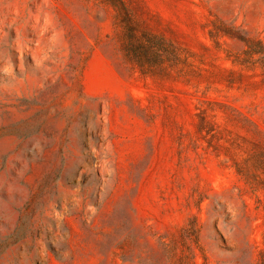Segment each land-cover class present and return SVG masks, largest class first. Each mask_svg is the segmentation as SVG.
Returning a JSON list of instances; mask_svg holds the SVG:
<instances>
[{"label": "rangeland", "instance_id": "374dc122", "mask_svg": "<svg viewBox=\"0 0 264 264\" xmlns=\"http://www.w3.org/2000/svg\"><path fill=\"white\" fill-rule=\"evenodd\" d=\"M117 2L0 0V264H264V0Z\"/></svg>", "mask_w": 264, "mask_h": 264}, {"label": "trees", "instance_id": "16d2710c", "mask_svg": "<svg viewBox=\"0 0 264 264\" xmlns=\"http://www.w3.org/2000/svg\"><path fill=\"white\" fill-rule=\"evenodd\" d=\"M118 4L117 0H114ZM124 10L125 41L123 49L125 57L138 67L142 74H154L158 68H163L166 60H180L179 50L162 37L148 33H140L131 23L126 8ZM126 10V11H125Z\"/></svg>", "mask_w": 264, "mask_h": 264}]
</instances>
